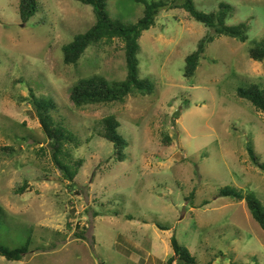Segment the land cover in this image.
I'll return each instance as SVG.
<instances>
[{"label":"rangeland","instance_id":"1","mask_svg":"<svg viewBox=\"0 0 264 264\" xmlns=\"http://www.w3.org/2000/svg\"><path fill=\"white\" fill-rule=\"evenodd\" d=\"M221 2L228 25L247 23V41L215 36L186 78L185 57L212 30L183 8H162L139 38V76L150 94L78 108L69 99L78 79L125 78L123 43L92 45L66 65L62 46L95 22L91 6L38 0L24 22L19 0H0V241L14 247L28 234L32 241L22 260L0 264H175L172 235L194 264H264V231L246 202L220 195L229 186L264 205V171L247 151L264 163V113L236 94L250 83L264 88V61L248 55L264 38V0H194L205 13ZM143 9L107 1L111 18L127 24ZM31 91L53 99V118L77 139L64 158L82 160L72 181L53 160ZM107 115L127 141L121 161L100 134Z\"/></svg>","mask_w":264,"mask_h":264},{"label":"trees","instance_id":"2","mask_svg":"<svg viewBox=\"0 0 264 264\" xmlns=\"http://www.w3.org/2000/svg\"><path fill=\"white\" fill-rule=\"evenodd\" d=\"M84 5L91 6L95 16V22L85 32L73 36L72 40L62 46L63 62L66 65L78 62L85 50L101 43H111L118 39L123 43L126 76L121 81H109L100 75H92L88 78H80L70 89L69 99L75 107H84L95 104H109L112 102L122 103L126 97L132 93L150 94L152 86L150 82L139 76L138 52L140 49L139 38L143 31L150 29L155 23L156 16L162 8H183L191 18L202 23L209 30L202 38L192 53L185 57L184 76L190 78L199 64V58L205 50V44L214 40L215 36H227L245 42L249 39L248 25L240 22L235 25H228L226 19L229 14L228 5L224 2L219 3L218 10L205 13L196 8L194 0H183L180 4L167 6L162 0H133L144 6L142 16L134 23H124L111 18L107 10L108 0H75ZM38 0H19V16L26 22L36 12ZM249 57L258 62L264 61V38L255 39L251 42L248 49ZM32 104L36 110L39 123L44 134L47 137L48 145L52 149V157L57 167L61 170L65 180L72 181L77 174L78 167L82 160L75 161L72 165L65 162V157H70V144L77 145V139L74 134L63 124L53 118L52 111L56 109L55 102L51 98L34 97L32 91ZM238 97L248 100L257 110L264 113V88L256 83H250L245 86H239L236 89ZM103 131L102 137L112 143L113 154L117 160L121 161L126 156L125 148L127 141L118 132L120 123L113 115H107L102 118ZM247 151L252 162L264 171V163L258 161L251 146ZM25 183L18 189L23 192ZM220 195L229 196L237 201L244 200L252 218L259 224L264 231V205L253 193L243 194L237 189L225 186L220 190ZM5 212L0 207V229L5 227ZM163 230L165 228H162ZM82 236V235H80ZM28 234L21 245L10 247L8 244L0 241V257L8 261H20L28 252L30 242ZM170 245L173 254L168 259L175 264H194L195 259L190 254L188 248L181 246L175 235L170 238Z\"/></svg>","mask_w":264,"mask_h":264}]
</instances>
